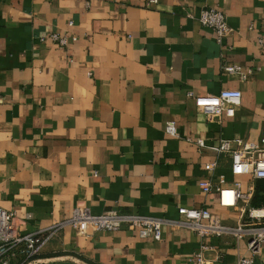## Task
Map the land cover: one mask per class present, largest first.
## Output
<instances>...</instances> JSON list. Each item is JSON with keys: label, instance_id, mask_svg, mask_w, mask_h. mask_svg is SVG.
Instances as JSON below:
<instances>
[{"label": "crops", "instance_id": "obj_1", "mask_svg": "<svg viewBox=\"0 0 264 264\" xmlns=\"http://www.w3.org/2000/svg\"><path fill=\"white\" fill-rule=\"evenodd\" d=\"M211 7L235 29L223 44L197 19ZM225 59L251 75L226 72ZM223 89L241 90L242 105L211 121L194 96ZM263 127L264 0H0V206L16 229L49 228L79 207L170 221L160 240L67 225L32 264H192L202 244L216 264L250 256L249 239H203L174 221L180 208L203 206L227 225L246 221L203 192L205 165L219 163L214 183L224 175L252 187V205L262 180L233 175L230 158L197 139L259 141Z\"/></svg>", "mask_w": 264, "mask_h": 264}, {"label": "built area", "instance_id": "obj_2", "mask_svg": "<svg viewBox=\"0 0 264 264\" xmlns=\"http://www.w3.org/2000/svg\"><path fill=\"white\" fill-rule=\"evenodd\" d=\"M149 2L157 3L158 0H149ZM190 16L195 17L192 14ZM197 19L216 32L217 41L220 44H223L224 39L235 30L229 24L226 13L216 7L202 9ZM50 37L62 47H66L69 43V37L59 33H51ZM73 39L76 40L77 37L74 36ZM260 42L262 43L263 40L260 39ZM223 68L228 73L240 75L242 79H247L252 73V70L245 71L241 66L230 63L226 59ZM194 100L199 110L209 120L217 119L223 122L235 117L237 109L242 105L243 93L238 89H223L219 94L196 95ZM166 128L171 135H177L174 123H168ZM197 145L201 151L210 148L217 155L228 156L231 160L233 175H250L254 181L264 179V127L259 141L243 138L222 139L218 145L210 146L200 138L197 139ZM218 166L217 161L205 165V169L211 174L200 181L203 192L206 195L217 192L220 195L219 203L224 207L238 208L246 221L237 226L227 225L223 222L221 215L203 206L180 208L184 218L174 223L190 228L203 239L225 235H233L237 241L249 239L251 255L239 257L234 264H259V257L264 253V205H252L255 190L252 187L244 190L243 184L239 181H236L234 186H230L231 183L227 178L220 175L218 182L214 183L211 177ZM14 220L15 213L0 206V264H14L18 260L20 264H32L43 247L67 225H71L85 235L101 230L137 229L141 238L160 240L164 226L170 222L165 218L139 213H122L117 210L94 214L90 209L82 207L77 208L71 219L36 232H19ZM210 249L207 244H202L193 254L192 264H216L219 258L212 259L207 256Z\"/></svg>", "mask_w": 264, "mask_h": 264}, {"label": "trees", "instance_id": "obj_3", "mask_svg": "<svg viewBox=\"0 0 264 264\" xmlns=\"http://www.w3.org/2000/svg\"><path fill=\"white\" fill-rule=\"evenodd\" d=\"M260 189L262 190L261 191V194H259L257 197H255V200H254V205L255 206H262L264 205V180H262L260 182Z\"/></svg>", "mask_w": 264, "mask_h": 264}, {"label": "water", "instance_id": "obj_4", "mask_svg": "<svg viewBox=\"0 0 264 264\" xmlns=\"http://www.w3.org/2000/svg\"><path fill=\"white\" fill-rule=\"evenodd\" d=\"M56 264H71V263H56Z\"/></svg>", "mask_w": 264, "mask_h": 264}]
</instances>
